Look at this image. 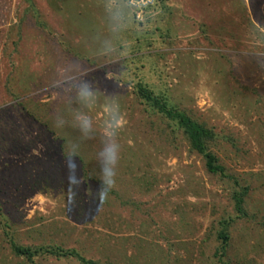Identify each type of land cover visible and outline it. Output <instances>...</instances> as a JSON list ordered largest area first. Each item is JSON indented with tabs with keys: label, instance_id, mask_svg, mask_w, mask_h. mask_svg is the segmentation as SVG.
<instances>
[{
	"label": "rangeland",
	"instance_id": "obj_1",
	"mask_svg": "<svg viewBox=\"0 0 264 264\" xmlns=\"http://www.w3.org/2000/svg\"><path fill=\"white\" fill-rule=\"evenodd\" d=\"M246 3L224 16L212 0H159L137 21L127 0H0V264H81L29 262L11 237L102 264H221L223 221L222 262L264 264V0ZM65 75L87 80L95 100L60 87ZM139 83L213 131L224 176L139 98ZM113 109L118 160L102 198ZM240 186L245 214L232 199Z\"/></svg>",
	"mask_w": 264,
	"mask_h": 264
},
{
	"label": "trees",
	"instance_id": "obj_2",
	"mask_svg": "<svg viewBox=\"0 0 264 264\" xmlns=\"http://www.w3.org/2000/svg\"><path fill=\"white\" fill-rule=\"evenodd\" d=\"M33 7V6H32ZM136 93L148 106L154 111L162 114L168 120L174 122L183 132L187 138L192 150L196 151L204 159L206 170L210 173L220 174L224 176V167L220 164L217 156L208 147L209 142L215 139V134L210 128H207L202 123L192 119L186 112L178 109L174 105H171L165 97L153 93L149 88L139 83L136 88ZM238 185L237 180H235ZM248 187L240 186L238 189L233 190L232 199L234 201V209L237 213L245 214L244 211V198L247 194ZM1 210V209H0ZM2 213L0 212V221L2 219ZM4 226L7 225L6 221H3ZM227 221L221 222L222 228L218 231V238L221 239V244L215 251V256L218 257L221 264H228L222 262V258L225 255V250L229 240L227 233ZM9 246L14 255L20 256L29 262H34L38 258L54 257L56 259L68 258L74 256L81 264H102L92 259H87L81 256L74 249H67L60 245H37V246H25L17 243L13 237L9 239Z\"/></svg>",
	"mask_w": 264,
	"mask_h": 264
},
{
	"label": "clouds",
	"instance_id": "obj_3",
	"mask_svg": "<svg viewBox=\"0 0 264 264\" xmlns=\"http://www.w3.org/2000/svg\"><path fill=\"white\" fill-rule=\"evenodd\" d=\"M59 86L71 92L75 90V97L81 103H91L95 100V91L87 80L78 79L76 76L65 75L59 81ZM110 119L106 124V130L109 137V142L106 143L104 149L99 154L102 158V174H103V191L101 193L102 198H106L110 189L113 187L115 180V165L118 160V145L112 142V137L115 136L117 115L116 111L113 109L110 111ZM66 121L57 116L55 119V126L57 128H62ZM74 126L77 127L82 134L90 133L92 131L91 120L82 113L74 114ZM75 179V177H72Z\"/></svg>",
	"mask_w": 264,
	"mask_h": 264
},
{
	"label": "crops",
	"instance_id": "obj_4",
	"mask_svg": "<svg viewBox=\"0 0 264 264\" xmlns=\"http://www.w3.org/2000/svg\"><path fill=\"white\" fill-rule=\"evenodd\" d=\"M213 1L214 0H212V4L211 5L208 4L209 7L211 6L210 8L219 10L220 11L219 14L220 15H224V16L225 15L227 16V13L232 12L233 9H238L239 13H240V11L242 9H247V5H246L247 4L246 3L247 0H224L225 2L227 1L226 4H224L222 0L221 1L219 0L218 3H214ZM255 7H257V6L255 5ZM183 8L185 9L187 7L183 6ZM250 8H253L251 3H250ZM243 15L246 16V13L243 14ZM238 16H240V15H238ZM243 19H245V17H243ZM239 25H240V21H238V26ZM222 39L227 41V42H229L230 40H232V37L230 36L229 32H227V34L224 36V38L222 37ZM226 44L229 45V43H226Z\"/></svg>",
	"mask_w": 264,
	"mask_h": 264
},
{
	"label": "built area",
	"instance_id": "obj_5",
	"mask_svg": "<svg viewBox=\"0 0 264 264\" xmlns=\"http://www.w3.org/2000/svg\"><path fill=\"white\" fill-rule=\"evenodd\" d=\"M159 0H127V4L133 11L137 21H142L145 13L152 11Z\"/></svg>",
	"mask_w": 264,
	"mask_h": 264
}]
</instances>
